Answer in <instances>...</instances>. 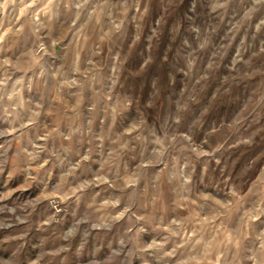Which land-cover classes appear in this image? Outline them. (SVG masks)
Masks as SVG:
<instances>
[{"label":"rangeland","instance_id":"obj_1","mask_svg":"<svg viewBox=\"0 0 264 264\" xmlns=\"http://www.w3.org/2000/svg\"><path fill=\"white\" fill-rule=\"evenodd\" d=\"M0 264H264V0H0Z\"/></svg>","mask_w":264,"mask_h":264}]
</instances>
